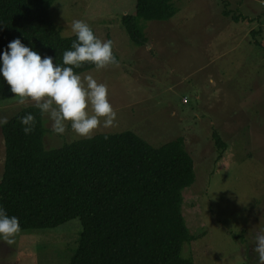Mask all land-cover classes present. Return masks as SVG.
I'll return each instance as SVG.
<instances>
[{
	"label": "rangeland",
	"instance_id": "rangeland-1",
	"mask_svg": "<svg viewBox=\"0 0 264 264\" xmlns=\"http://www.w3.org/2000/svg\"><path fill=\"white\" fill-rule=\"evenodd\" d=\"M176 0L166 22L140 21L148 42L136 46L121 25L136 0H57L50 14L71 38L92 31L100 66L55 91L0 101V181L5 163L1 126L34 105L44 107V146L62 148L97 135L132 132L154 148L183 138L196 181L183 192L194 264H264V0ZM110 42V44H109ZM218 132L226 144L215 145ZM220 154L222 157L219 158ZM80 222L0 236V264H69ZM73 249V251H72Z\"/></svg>",
	"mask_w": 264,
	"mask_h": 264
},
{
	"label": "trees",
	"instance_id": "trees-1",
	"mask_svg": "<svg viewBox=\"0 0 264 264\" xmlns=\"http://www.w3.org/2000/svg\"><path fill=\"white\" fill-rule=\"evenodd\" d=\"M56 1L0 0V101L53 90L62 102L73 78L100 66L92 31L62 37L50 14ZM175 1L136 0L135 15L121 21L129 39L145 46L140 21H170L178 14ZM220 1L226 19L261 22L235 16ZM250 35L264 52L262 31ZM44 114L43 106H30L1 126L0 236L78 220L69 264H194L183 250L204 233L191 235L183 214V192L196 181L184 139L154 148L124 132L46 150ZM212 137L227 149L218 132Z\"/></svg>",
	"mask_w": 264,
	"mask_h": 264
}]
</instances>
